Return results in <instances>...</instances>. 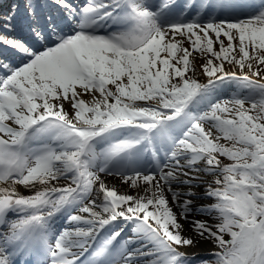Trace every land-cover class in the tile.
<instances>
[{"label":"snow or ice","instance_id":"1","mask_svg":"<svg viewBox=\"0 0 264 264\" xmlns=\"http://www.w3.org/2000/svg\"><path fill=\"white\" fill-rule=\"evenodd\" d=\"M18 7L0 264H264V0H25L21 35Z\"/></svg>","mask_w":264,"mask_h":264},{"label":"bare ground","instance_id":"2","mask_svg":"<svg viewBox=\"0 0 264 264\" xmlns=\"http://www.w3.org/2000/svg\"><path fill=\"white\" fill-rule=\"evenodd\" d=\"M10 2H13V0H11ZM3 5V4H2ZM1 5V1H0V7H3ZM2 9V8H1ZM3 9H5L3 7ZM5 11V10H4ZM106 181L109 185H115L118 189H120L121 191L124 190V187L123 185L120 184V182L117 180V179H114V178H106ZM213 246L209 243H204L202 244L200 247L196 248V249H191L190 251H193L195 253H197V257H201L202 255L204 254H209V250L212 248Z\"/></svg>","mask_w":264,"mask_h":264},{"label":"rangeland","instance_id":"3","mask_svg":"<svg viewBox=\"0 0 264 264\" xmlns=\"http://www.w3.org/2000/svg\"><path fill=\"white\" fill-rule=\"evenodd\" d=\"M199 258H205V259H207V258H209V254H204V255H202L201 257H198V259Z\"/></svg>","mask_w":264,"mask_h":264}]
</instances>
